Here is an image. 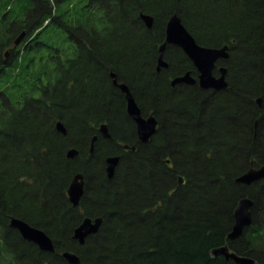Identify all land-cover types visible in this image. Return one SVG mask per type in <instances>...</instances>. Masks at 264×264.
<instances>
[{
    "label": "trees",
    "instance_id": "1",
    "mask_svg": "<svg viewBox=\"0 0 264 264\" xmlns=\"http://www.w3.org/2000/svg\"><path fill=\"white\" fill-rule=\"evenodd\" d=\"M72 1L0 0V264H67L65 251L84 264H228L212 254L226 243L264 264V180L235 182L252 161L264 165V0H82L71 8ZM142 13L154 18L152 29ZM173 14L200 45L229 46L228 89H172L168 76L194 69L174 45L165 52L170 69L156 71ZM111 72L144 111L159 121L167 111L169 120L163 137L124 154L108 180L106 148L89 156L91 138L102 122L129 137L132 123ZM177 170L185 178L178 190ZM79 172L86 214L66 196ZM243 198L254 201L253 224L230 241ZM83 215L104 224L80 246L73 230ZM13 218L45 231L56 253L25 241Z\"/></svg>",
    "mask_w": 264,
    "mask_h": 264
},
{
    "label": "water",
    "instance_id": "2",
    "mask_svg": "<svg viewBox=\"0 0 264 264\" xmlns=\"http://www.w3.org/2000/svg\"><path fill=\"white\" fill-rule=\"evenodd\" d=\"M141 19L148 29L153 28L154 18L151 15L142 13ZM25 36L26 32H22L21 35L17 37L14 42L15 48L22 43ZM168 44L177 45L182 48L183 51L188 55V57L193 61L194 65L200 72V84L203 88H227L228 84L225 80V74L227 70L222 69V76L219 79L215 78L212 73L215 67V63L219 58H229L230 55L228 46H224L222 48H207L199 45L193 35L185 27L182 19L178 14H173L167 22L166 40L165 43L162 44L159 48L158 70L163 67H167V63L164 60V51ZM111 77L115 79V85L119 86L127 97L128 113L138 124L139 136L144 142L148 141L156 130V119L154 117H150L147 120L143 119L141 110L136 103L129 87L126 84H118L116 81L117 75L115 73H112ZM183 82L194 83L195 79L191 77L190 73H187L183 77L176 78L173 81V84L175 85ZM56 128L64 136L67 135V129L61 121L56 124ZM101 131L105 137H109L106 125L101 126ZM78 154L79 152L77 149H71L70 151H68L67 157L70 159H74L76 156H78ZM118 160V158L109 159V178L113 177ZM260 180H264V166L258 169L249 170L247 173L237 178L235 182L238 184L252 185L253 183ZM181 183L183 182L181 181ZM68 194L69 200L74 204V206H77L79 204L81 196L83 195V181L81 174L75 176L69 188ZM253 206L254 201L250 198H243L239 201L234 213L235 224L233 226L232 232L228 235L229 240L232 241L241 238L244 234V229L252 226ZM101 224L102 219H97L95 223H92L90 219H86L82 223V225L75 230V239H78L81 244H84L85 238L90 234H96L99 231ZM10 227L18 230L25 241L36 244L42 251L54 252L55 246L53 240L42 229L31 226L29 223L19 218H13L11 220ZM213 255L215 257H218L220 255L224 256L226 260L231 259L236 264H256L254 259L238 256L237 254L232 252L227 244L214 249ZM64 257L69 262V264H81L80 258L74 253L67 252L64 254Z\"/></svg>",
    "mask_w": 264,
    "mask_h": 264
},
{
    "label": "flooded vegetation",
    "instance_id": "3",
    "mask_svg": "<svg viewBox=\"0 0 264 264\" xmlns=\"http://www.w3.org/2000/svg\"><path fill=\"white\" fill-rule=\"evenodd\" d=\"M194 37V36H193ZM195 38V37H194ZM165 40H166V38H165ZM195 40H196V38H195ZM197 41V40H196ZM164 43H165V41H164ZM163 43V44H164ZM198 43V42H197ZM199 44V43H198ZM169 45H172V44H168L167 45V47L169 46ZM200 45V44H199ZM174 46H177V45H174ZM201 46H203V45H201ZM226 46H228V45H226ZM160 47H161V45H160ZM159 47V48H160ZM167 47H166V49H167ZM177 47H179V46H177ZM203 47H207V46H203ZM224 47V46H223ZM229 47V46H228ZM180 48V47H179ZM207 48H222V47H207ZM166 49H165V51H164V60H165V62L167 63V67H163V68H161L160 70H158V59H157V64H156V71L157 72H161V71H167V70H169L170 69V63H169V61L168 60H166V58H165V52H166ZM182 49V48H181ZM183 50V49H182ZM185 53V52H184ZM186 54V53H185ZM187 55V54H186ZM229 55H230V48H229ZM187 57H188V55H187ZM159 58V57H158ZM189 58V57H188ZM229 59H230V56H229V58H219L218 60H217V62L215 63V67H214V69H213V73H212V75L215 77V78H217V79H219L221 76H222V69H226L227 70V72H226V74H225V80H226V82H227V84H228V86H227V88H222V89H215V88H203L202 86H201V84H200V72H199V70H198V68L194 65V63H193V61L189 58V60L191 61V63H192V65H193V67H194V69L193 70H188V71H186L185 73H183V74H180V75H176V76H168V81H169V85H170V87L172 88V89H177V88H180V87H183V86H186V87H196V88H198V89H202V90H205V91H225L226 89H228V87H229V80H228V67H227V65H226V62L227 61H229ZM112 73H114V72H111L110 73V79H111V84H112V86L114 87V88H116V89H118L119 91H121V93H122V95L124 96V100H125V107H126V113H127V115L129 116V118L131 119V121H132V123L130 124L131 126H130V128H131V134H130V136L129 137H127V136H123V137H121L120 135H119V132H118V130L114 127V128H112L111 126H110V124L108 123V122H102V123H99L98 124V126H97V128H96V134H94L93 136H92V138H91V141H90V145H89V149H88V153H89V156H92L94 153H95V151L97 150V148L99 149H105L106 148V152L104 153V171H105V174H106V178L108 179V180H112V179H114V177L116 176V174L118 173V168L120 167V165H121V162H122V160H123V156H124V154H128V153H137V151H138V145H150V144H152L153 142H155V141H157V140H159L160 138H161V136L163 137V135L161 134V131L163 130L164 131V128H165V124L167 123V121L169 120L168 118H169V115H166L167 114V111H165V113H164V111H163V117H162V120L161 121H159L158 120V118L154 115V113L152 112V111H150V110H148V111H144L143 109H142V107L140 106V103H139V101H138V99H137V96L133 93V91L131 90V88H130V86L127 84V83H124V82H121L120 81V79H119V77L117 76L116 77V81H117V83L118 84H126L128 87H129V89H130V91H131V93H132V95L134 96V98H135V101H136V103L138 104V106H139V108H140V110H141V115H142V118L143 119H145V120H147V119H149L150 117H154L155 119H156V121H157V126H156V130H155V132L152 134V136L150 137V139L148 140V141H146V142H144L142 139H141V137L139 136V132H138V124H137V122L130 116V114L128 113V101H127V97H126V95H125V93L120 89V87L119 86H117V85H115V83H114V81H115V79H113L112 77H111V74ZM187 73H190L191 74V77L193 78V79H195V82L194 83H185V82H183V83H178V84H173V81L176 79V78H179V77H183V76H185ZM116 74V73H115ZM117 75V74H116ZM262 99V98H261ZM261 99H257L256 101H257V104H258V107H261L262 106V100ZM259 100H260V102H259ZM103 125H106L107 126V129H108V134H109V137H105L104 135H103V133H102V131H101V126H103ZM256 125H257V123H256ZM158 135H159V137H158ZM94 139H96V140H94ZM99 144H100V146H99ZM97 146H99V147H97ZM70 151V150H69ZM79 152V151H78ZM78 156H79V154H78ZM78 156H76V157H78ZM75 157V158H76ZM74 158V159H75ZM112 158H118L119 160H118V163H117V165H116V167H115V170H114V175H113V177L112 178H109L108 177V168H109V163H108V161H109V159H112ZM68 159H70V158H68ZM164 164H165V166L170 170V171H174V169L176 168V164H174V161H173V159L171 158V157H166L165 159H164ZM262 166H264L263 164L262 165H256V164H254V161H252L251 162V165H250V167L242 174V175H244L245 173H247L249 170H251V169H258V168H260V167H262ZM178 169V168H177ZM78 174H81L82 175V181H83V195L81 196V199H80V201H79V204L77 205V206H74V204L69 200V194H68V191H69V188H70V186H71V183L73 182V180H74V178H75V176L76 175H78ZM175 175H176V178H177V187H176V190H178V187H180V186H182V185H184V183H185V178H184V176H182L181 174H180V172H178V170H177V172L175 173ZM242 175H240L239 177H241ZM239 177H237V178H239ZM236 178V179H237ZM181 181L183 182V183H181ZM260 181H263V180H260ZM257 182H259V181H257ZM256 183V182H255ZM86 192H87V180H86V176H85V174L84 173H82V172H79V173H76L74 176H73V178H72V180H71V182H70V184H69V186H68V189H67V191H66V196H67V200H68V202L71 204V206H72V208H74V209H78L81 213H84V210H83V205H82V203H83V200H84V198H85V194H86ZM84 214H86V213H84ZM86 219H90L91 221H92V223H95V221L97 220V219H102V224H101V226H100V229H99V231L96 233V234H90L89 236H87L86 238H85V242H84V244H81L80 243V241L78 240V239H75V230L79 227V226H81L82 225V223L86 220ZM103 224H104V217H101V216H88V215H83V219H82V221H81V223H80V225L77 227V228H75L74 230H73V239H74V241H76V242H78L79 243V245L80 246H85L86 244H87V241L89 240V238L91 237V236H96L99 232H100V230H101V228H102V226H103ZM235 224V223H234ZM232 230H233V228H232ZM244 230H246V228L244 229ZM18 231V230H17ZM19 232V231H18ZM232 232V231H231ZM230 232V233H231ZM229 233V234H230ZM228 234V235H229ZM21 235V234H20ZM48 235V234H47ZM49 236V235H48ZM50 237V236H49ZM52 239V238H51ZM227 239H228V236H227ZM240 239V238H239ZM53 240V242H54V246H55V250H54V252H47V251H42L36 244V246H37V248L41 251V252H47V253H50V254H55L56 253V243H55V241H54V239H52ZM229 240V239H228ZM236 240V239H235ZM231 241V240H230ZM232 241H234V240H232ZM32 243V242H31ZM34 244V243H33ZM228 246H229V244L228 243H226ZM225 244V245H226ZM229 248H230V246H229ZM230 250L232 251V252H234L235 254H237L235 251H233L231 248H230ZM67 252H70V253H74V252H71V251H65V252H62L61 253V257L66 261V263L67 264H69V262L66 260V258L64 257V254L65 253H67ZM74 254H76V253H74ZM212 254H213V251H212ZM77 255V254H76ZM238 256H241V255H239V254H237ZM79 258H80V260H81V264H84V261L81 259V257L79 256V255H77ZM214 256V255H213ZM221 256V255H220ZM224 257V256H223ZM242 257H245V256H242ZM225 258V257H224ZM226 260V259H225ZM226 262H228V264H236L233 260H226Z\"/></svg>",
    "mask_w": 264,
    "mask_h": 264
},
{
    "label": "rangeland",
    "instance_id": "4",
    "mask_svg": "<svg viewBox=\"0 0 264 264\" xmlns=\"http://www.w3.org/2000/svg\"><path fill=\"white\" fill-rule=\"evenodd\" d=\"M80 1H82V0H73L72 3H71V8H72V7H75L76 4L79 3ZM29 43H30V41H28V42L25 41L24 44L27 46ZM51 43H52L53 45H58V43H57V41H56L55 38H53V42H51ZM9 264H13V263L10 262Z\"/></svg>",
    "mask_w": 264,
    "mask_h": 264
}]
</instances>
